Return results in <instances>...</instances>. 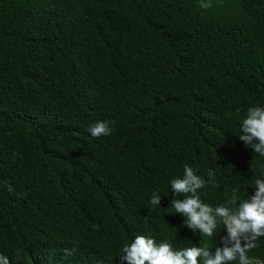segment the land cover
Returning <instances> with one entry per match:
<instances>
[{"label": "trees", "instance_id": "trees-1", "mask_svg": "<svg viewBox=\"0 0 264 264\" xmlns=\"http://www.w3.org/2000/svg\"><path fill=\"white\" fill-rule=\"evenodd\" d=\"M200 3L0 0L9 264H121L136 236L221 246L219 219L212 237L184 226L170 182L187 165L206 181L201 202L234 209L264 180V156L238 139L248 109H264V0ZM97 122L111 133L93 137ZM254 243L247 256L264 262V236Z\"/></svg>", "mask_w": 264, "mask_h": 264}, {"label": "clouds", "instance_id": "clouds-1", "mask_svg": "<svg viewBox=\"0 0 264 264\" xmlns=\"http://www.w3.org/2000/svg\"><path fill=\"white\" fill-rule=\"evenodd\" d=\"M200 7L208 9L211 7V0H201ZM111 131L106 122H97L90 128L93 137L106 136ZM240 131L242 134L238 139L245 146H252L254 152L264 156V109L250 107ZM205 184L206 181L195 175L192 168L186 165L183 178L170 182L172 195L183 196V199H172L171 207L184 217V226L194 234L199 231L204 236L212 237L217 227V219L223 223L225 235L221 236V246L217 247L214 253L204 247L174 251L167 242L157 245L152 238L136 236L134 241L123 247L121 264H198L199 257L204 258L203 264H227L235 260H238L239 264H264L254 257L247 256V252L256 246V239L264 236V180L257 179L254 193L234 209L226 206L213 208L201 202L197 191ZM213 186L216 185L213 183ZM160 202L161 196L154 193L150 203L160 205ZM236 203V197L233 196L229 204ZM0 264H9L7 257L0 255Z\"/></svg>", "mask_w": 264, "mask_h": 264}]
</instances>
